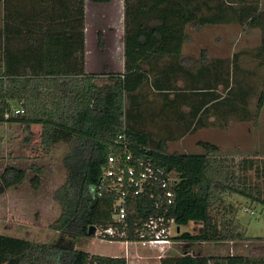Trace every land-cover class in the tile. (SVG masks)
<instances>
[{"label":"trees","instance_id":"obj_1","mask_svg":"<svg viewBox=\"0 0 264 264\" xmlns=\"http://www.w3.org/2000/svg\"><path fill=\"white\" fill-rule=\"evenodd\" d=\"M112 1L92 0L106 5ZM0 3V124L19 125L27 133L40 126L45 154L58 144L69 146L63 160L66 180L54 196L61 209L52 224L60 233L58 240L44 245L0 235V264H127L125 258L77 250L73 241L89 236L92 226H115L112 214L118 196L96 198L93 192L111 155L130 154L131 166L150 164L177 180L171 205L157 186L126 198L129 225L122 241H136L145 220L163 215L174 219L178 228L191 222L201 225L194 235L183 232L173 238L184 243L247 240L236 217L217 222L211 211L227 194L264 205V184L249 182L247 176L255 168L259 172L261 165L264 170V160L243 159L234 167L217 145L205 141L197 143L202 154H170L166 148L171 141L217 124L222 112L249 120L242 106L217 105L229 100L236 85H245L234 78L236 73L243 79L239 54L232 64L215 59L194 68L185 65L183 52L188 27L238 24L243 31L261 30L255 57L264 61L261 0H124L123 70L105 74L87 70L86 0ZM107 58L105 67L111 68L112 57ZM209 75L213 83L207 85ZM263 107L264 77L259 111ZM18 109L24 113L16 115ZM32 169L31 183L38 188L43 170ZM25 178L24 170L7 166L0 175V196ZM161 264H264V256L210 257L186 251L162 258Z\"/></svg>","mask_w":264,"mask_h":264},{"label":"rangeland","instance_id":"obj_2","mask_svg":"<svg viewBox=\"0 0 264 264\" xmlns=\"http://www.w3.org/2000/svg\"><path fill=\"white\" fill-rule=\"evenodd\" d=\"M86 3L90 71L105 74L123 70L124 34L119 31L124 26V0H114L107 5L95 4L92 0H86ZM261 5L264 9V0H261ZM1 11L0 9V28ZM187 32L189 41L184 47L183 56L188 67L196 68L201 62L210 64L215 59H223L232 64L234 54H239L238 63L243 79L236 73L234 78L241 79L245 85H236L235 92L229 96V100H220L217 105L222 107L229 102L242 106L243 115L249 120L241 119L239 115L232 116L231 113L222 112L217 117V124L213 123L208 128L188 134L181 140L169 142L167 152L202 154L204 149L197 146V143L205 141L217 145L221 149V155L234 167H237L243 159L263 161L264 107L259 111L258 102L263 86L264 61L255 57L262 43L261 30L247 28L243 31V27L238 24H219L199 29L190 26ZM107 56L113 57L114 61V66L108 69L105 68L106 61H109ZM202 56L205 58L202 59ZM206 83L207 85L213 83L210 75ZM249 86L253 92H250ZM239 97L244 99L243 103L240 102ZM31 131L24 132L19 125L0 124V174L7 166L18 167L26 172V178L20 185L8 189L0 197V235L50 245L60 236V233L52 228V224L61 214L60 206L54 200V196L66 180L63 160L69 151V146L61 143L55 146L50 154H45L40 143L41 127L33 126ZM32 167L43 170L39 176L41 184L38 188L31 183L35 177ZM260 169L259 172L255 168L247 173L249 182L264 184L262 165ZM230 207H233L232 212ZM211 215L217 222L222 218L236 217L247 240L198 244L175 240L177 244L172 245L165 252L160 251L158 247L139 243L127 248L122 242L101 240L96 234L79 236L73 241L77 250L90 255L125 258L129 256L130 249H134L139 253L134 256L135 258L149 261H159L161 256H179L186 251L191 255L210 257L264 256V205L252 203L239 195L227 194L222 196L221 202L211 211ZM200 228V224L191 222L188 226H181L179 233L176 234L175 230L178 231V228L172 225L173 236L183 232L194 235Z\"/></svg>","mask_w":264,"mask_h":264},{"label":"built area","instance_id":"obj_3","mask_svg":"<svg viewBox=\"0 0 264 264\" xmlns=\"http://www.w3.org/2000/svg\"><path fill=\"white\" fill-rule=\"evenodd\" d=\"M22 109L15 111V114H23ZM8 117V116H7ZM131 155L116 157L109 156L107 168L103 170L100 182L94 188V197L101 198L105 195L115 193L119 199L113 205L112 221L115 226L107 229H96V236L101 240L122 242L128 248L134 244L158 247L165 252L177 242L173 239L172 225H176L174 219H168L165 215L160 217H150L145 220L141 228L137 231L136 241H122L127 238L128 213L125 205L127 197H138L152 187H159L163 191L168 205L175 201V193L171 190L176 185L177 180L171 174H166L162 169H154L150 164L140 163L131 166ZM151 198H156L150 194ZM156 206L159 201L156 199ZM177 226V225H176ZM178 228V226H177ZM175 233L179 232L175 230Z\"/></svg>","mask_w":264,"mask_h":264},{"label":"crops","instance_id":"obj_4","mask_svg":"<svg viewBox=\"0 0 264 264\" xmlns=\"http://www.w3.org/2000/svg\"><path fill=\"white\" fill-rule=\"evenodd\" d=\"M0 9L2 10V4L1 3H0ZM119 32L121 34H124V26H123L122 29H120ZM123 58H124V55H123ZM112 63H114L113 57H112ZM105 68L108 69L109 67H105ZM87 70L90 71V67L88 66V64H87ZM0 142H1V140H0ZM135 255H139V253H136L134 249H130L129 256L128 257H125V259L127 261V264H161V260L160 259H162V257L164 258V256H161L160 259H159V261H149V260H145V259H139L137 257L135 258L134 257Z\"/></svg>","mask_w":264,"mask_h":264},{"label":"water","instance_id":"obj_5","mask_svg":"<svg viewBox=\"0 0 264 264\" xmlns=\"http://www.w3.org/2000/svg\"><path fill=\"white\" fill-rule=\"evenodd\" d=\"M96 234V227L92 226L89 229V235L93 236Z\"/></svg>","mask_w":264,"mask_h":264},{"label":"bare ground","instance_id":"obj_6","mask_svg":"<svg viewBox=\"0 0 264 264\" xmlns=\"http://www.w3.org/2000/svg\"><path fill=\"white\" fill-rule=\"evenodd\" d=\"M180 231V228H178V232Z\"/></svg>","mask_w":264,"mask_h":264}]
</instances>
